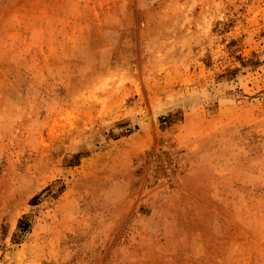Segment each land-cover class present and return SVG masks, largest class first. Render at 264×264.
Instances as JSON below:
<instances>
[{"label":"rangeland","instance_id":"obj_1","mask_svg":"<svg viewBox=\"0 0 264 264\" xmlns=\"http://www.w3.org/2000/svg\"><path fill=\"white\" fill-rule=\"evenodd\" d=\"M0 264H264V0H0Z\"/></svg>","mask_w":264,"mask_h":264},{"label":"trees","instance_id":"obj_2","mask_svg":"<svg viewBox=\"0 0 264 264\" xmlns=\"http://www.w3.org/2000/svg\"><path fill=\"white\" fill-rule=\"evenodd\" d=\"M246 64H249V65L253 66V65L256 64V62L252 61L251 59L247 60L246 62H241L242 66H244ZM226 73L229 74V71H226ZM162 120H164V119H162ZM37 198H38V196L33 197V200L31 201L30 204L34 205ZM25 219L26 218H22V219H19L17 221L16 228H17L18 234L24 233V232H26L28 230L29 223Z\"/></svg>","mask_w":264,"mask_h":264}]
</instances>
